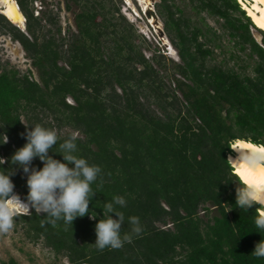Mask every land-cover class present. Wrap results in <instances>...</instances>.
I'll use <instances>...</instances> for the list:
<instances>
[{
  "label": "trees",
  "instance_id": "16d2710c",
  "mask_svg": "<svg viewBox=\"0 0 264 264\" xmlns=\"http://www.w3.org/2000/svg\"><path fill=\"white\" fill-rule=\"evenodd\" d=\"M14 1L25 30L0 12V32L21 45L38 79L31 70L21 73L0 62V132L8 136L0 144L3 167L26 143V129L40 124L59 137L49 155L62 160L55 152L77 132L76 155L101 168L91 185L95 220L86 214L73 225L53 224L30 209L14 220L27 239L42 241L69 264H264L252 253L264 239V229L254 223L261 208L237 206V177L227 161L236 139L264 146V36L261 43L254 38V24L237 0L191 2L196 14L224 18L234 43L255 57L251 74L243 66L208 64L220 36L162 4L165 34L180 60H170L172 69L183 78H174V88L160 74L163 54L157 49L144 56L118 0H66L67 8L71 1L79 11L75 31L64 35L56 15H34L36 0ZM32 165L43 162L37 157ZM12 167L14 189L26 200V175ZM114 196L126 200L117 210L125 217L121 235L130 242L99 250L95 224ZM132 216L139 218V234L128 222Z\"/></svg>",
  "mask_w": 264,
  "mask_h": 264
},
{
  "label": "clouds",
  "instance_id": "9594fccd",
  "mask_svg": "<svg viewBox=\"0 0 264 264\" xmlns=\"http://www.w3.org/2000/svg\"><path fill=\"white\" fill-rule=\"evenodd\" d=\"M23 135L26 143L11 155L10 171L9 167H3L5 159L0 158V233H8L14 227L15 218L30 213V209L44 213L53 224L63 220L65 224L73 225L77 217L86 214H89V219L95 220L97 214H93L89 208L96 193L91 185L97 181L101 168L76 155L78 137L72 134L60 144V151L55 153L62 154L61 160L49 155L59 139L55 130L35 124L27 128ZM7 141L8 136L0 132V144ZM231 148L238 153L235 159L229 157L227 160L234 170L232 174L237 177L233 180L238 185L235 203L246 210L253 207L264 209V146L235 144ZM37 157L43 162L41 168L32 165ZM13 165L26 175L28 193L23 201L14 192L11 179L15 174ZM117 206H126L124 197L114 196L103 208L102 218L95 224L94 244L99 250L119 249L125 242H130L128 235H121L125 217ZM111 213H115V218ZM128 222L133 225V233L141 232L138 217H129ZM254 223L258 229H264V212L256 213ZM252 253L257 258H264V239L255 245Z\"/></svg>",
  "mask_w": 264,
  "mask_h": 264
},
{
  "label": "rangeland",
  "instance_id": "374dc122",
  "mask_svg": "<svg viewBox=\"0 0 264 264\" xmlns=\"http://www.w3.org/2000/svg\"><path fill=\"white\" fill-rule=\"evenodd\" d=\"M66 4V0H36L34 3V15L40 17L47 12L56 15L55 18L58 20L61 33L64 35L68 29L75 31L74 15L79 11L78 4L70 1L68 3L69 8L66 7ZM117 4L120 6V12L133 24L140 41L143 42V38L146 40V43L137 41L138 44L140 43V49L144 56L150 58L157 49L163 54L166 64L165 68L160 69V74L163 76L165 85L174 88V78L183 79L178 73H174L172 69L173 64L170 61L180 62L176 47L167 38L166 34L164 39L161 38L157 29L147 23L137 0H118ZM162 4L169 5L170 9L175 12V16L182 15L185 18H189V22L198 27L204 28L205 25H208L220 36L219 42L221 46L214 47V54L207 58L208 64L221 63L224 66L234 67L238 71H241V67L243 66V68L245 67V73H252L255 57H249L247 55L248 50L241 51L234 43V39L230 36L229 30L225 26L224 18L216 14H210L207 11L196 14V11L192 9L193 3L191 0H155L153 7L156 13L160 10L161 14L157 15L159 26L163 29L164 33V20L166 16ZM178 9L181 12H178ZM203 22L205 25H203ZM249 29L254 38L261 43V37L264 36V33L259 32L258 28L256 29L254 26H251ZM209 45L213 46L212 44ZM231 53L235 55L233 58L230 57ZM0 62L18 68L21 73L31 70L33 77L36 80L38 79L37 72L31 66L30 60L26 57L21 45L7 33L3 32H0ZM69 99L68 97L66 101L72 102ZM76 133L74 132L75 135ZM14 192L21 198L20 193L16 189H14ZM260 211H264V209ZM11 259L16 264H69L65 257H56L53 251L45 246L42 241L28 240L21 225L15 222L13 229L8 233H0V264H6Z\"/></svg>",
  "mask_w": 264,
  "mask_h": 264
},
{
  "label": "bare ground",
  "instance_id": "6f19581e",
  "mask_svg": "<svg viewBox=\"0 0 264 264\" xmlns=\"http://www.w3.org/2000/svg\"><path fill=\"white\" fill-rule=\"evenodd\" d=\"M137 1L141 8V11L143 9H147L148 7H150V0H137ZM237 2L242 6L246 14L250 17L254 26L264 31V0H237ZM2 5H4V7L3 9H1V12L8 20H10L12 23L20 24V25L24 23V16L14 0H0V8ZM146 20L147 23L150 24L155 29H157V27H160L159 22L155 23L152 17L146 18ZM235 144H243L246 146H261V145L253 144L243 139H236L234 142H232L231 146ZM232 151H233L232 154L227 155V160L229 159V157L235 159L236 156L238 155V153L235 150L232 149ZM260 212H264V211H260Z\"/></svg>",
  "mask_w": 264,
  "mask_h": 264
},
{
  "label": "water",
  "instance_id": "95a60500",
  "mask_svg": "<svg viewBox=\"0 0 264 264\" xmlns=\"http://www.w3.org/2000/svg\"><path fill=\"white\" fill-rule=\"evenodd\" d=\"M155 2V0H150V7H148L147 9H143L142 12L143 14L145 15L146 18H150L152 17L154 22L155 23H158L159 22V18H158V15L153 7V3ZM4 5L1 6L0 8V12H1V9H3ZM2 13V12H1ZM15 24V23H13ZM18 28H20L22 31L25 30V17H24V23H22L21 25L20 24H15ZM157 32L159 34V36L161 38L165 37V33L163 31V29H161L160 27H157Z\"/></svg>",
  "mask_w": 264,
  "mask_h": 264
},
{
  "label": "built area",
  "instance_id": "2783aa9c",
  "mask_svg": "<svg viewBox=\"0 0 264 264\" xmlns=\"http://www.w3.org/2000/svg\"><path fill=\"white\" fill-rule=\"evenodd\" d=\"M37 11V10H36ZM70 100V99H69Z\"/></svg>",
  "mask_w": 264,
  "mask_h": 264
}]
</instances>
